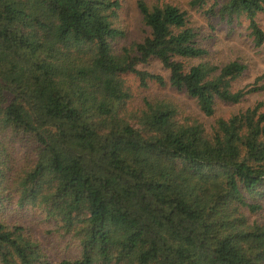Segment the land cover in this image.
<instances>
[{
  "label": "trees",
  "instance_id": "16d2710c",
  "mask_svg": "<svg viewBox=\"0 0 264 264\" xmlns=\"http://www.w3.org/2000/svg\"><path fill=\"white\" fill-rule=\"evenodd\" d=\"M207 5L264 45V0H190ZM137 7L145 34L122 44V0H0V211L17 196L56 222L80 249L59 264H264V222L244 211L262 209L248 198L264 197L263 102L208 129L167 99L129 108L125 79L169 84L212 117L263 76L234 89L247 65L211 61L187 11ZM153 61L168 78L140 68ZM0 264H49L1 212Z\"/></svg>",
  "mask_w": 264,
  "mask_h": 264
},
{
  "label": "rangeland",
  "instance_id": "374dc122",
  "mask_svg": "<svg viewBox=\"0 0 264 264\" xmlns=\"http://www.w3.org/2000/svg\"><path fill=\"white\" fill-rule=\"evenodd\" d=\"M149 1L150 3L156 1L171 2L187 11L189 24L199 33L203 46L210 51L209 59L211 61L220 64L238 59L247 65L245 73L235 82L234 89H241L253 84L257 78L262 76L263 79L259 81L258 86H263V88L259 92L248 95L238 104L218 101L215 114L208 117L202 113L195 99L169 84L160 86L151 82L147 87H142L134 75H127L125 79L132 94L129 108L134 109L142 106L147 98L167 99L178 106L181 118L199 120L210 129L219 118L228 119L233 114L246 110L258 102L264 104V45L261 47L255 45L253 37L250 35L251 31L248 29L249 21L245 16L236 19L234 23H228L219 16H209L206 12L210 5L198 8L190 6V0ZM122 2L121 15L128 33V37L122 41V44H128L133 39L145 34L144 25L141 22L137 0H122ZM257 19L264 29V12L259 13ZM140 68L162 74L165 78L169 77V71L164 69L157 61L140 66ZM16 199L17 196L6 202V206L0 211L2 217L5 218L8 224L22 226L25 233L42 247L48 257L49 264H59L65 259H74L79 255V247L74 244L69 236H65L63 231L59 230V225L56 222L47 219L41 209L35 207L17 208L15 205ZM248 201L262 206V209L257 212H251L248 208H245L244 211L248 214L250 220L264 222V197L251 195Z\"/></svg>",
  "mask_w": 264,
  "mask_h": 264
}]
</instances>
